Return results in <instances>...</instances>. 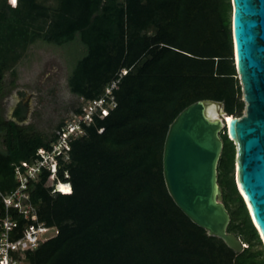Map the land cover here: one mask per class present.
<instances>
[{"label":"trees","instance_id":"1","mask_svg":"<svg viewBox=\"0 0 264 264\" xmlns=\"http://www.w3.org/2000/svg\"><path fill=\"white\" fill-rule=\"evenodd\" d=\"M0 0V191L15 187L14 166L32 164L55 133L2 116L1 98L15 87V66L41 41L78 45L68 91L114 106L81 124L56 174L40 168L27 183L37 220L55 229L27 264H264V248L233 181L234 144L220 132L216 182L229 221L245 244L234 252L207 235L174 204L161 173L168 124L199 99L244 107L232 58L230 0ZM5 76L7 79L5 80ZM80 105V104H79ZM79 112V106L72 108ZM12 116L21 121L23 110ZM62 124L59 121L55 128ZM66 175V176H65ZM70 192L49 193L52 181ZM0 213L3 207L0 203ZM19 230L25 222L12 213Z\"/></svg>","mask_w":264,"mask_h":264},{"label":"water","instance_id":"2","mask_svg":"<svg viewBox=\"0 0 264 264\" xmlns=\"http://www.w3.org/2000/svg\"><path fill=\"white\" fill-rule=\"evenodd\" d=\"M230 6L232 58L243 112L226 114L222 102L212 99L182 108L165 133L161 173L168 195L186 217L240 252L245 244L226 231L229 216L216 182V164L219 133L225 132L234 144L236 190L264 248V0H230Z\"/></svg>","mask_w":264,"mask_h":264},{"label":"built area","instance_id":"3","mask_svg":"<svg viewBox=\"0 0 264 264\" xmlns=\"http://www.w3.org/2000/svg\"><path fill=\"white\" fill-rule=\"evenodd\" d=\"M6 2L9 4V0ZM113 86L114 82H111L104 88V93L96 99L80 98L79 112H73L72 117L64 120L55 130L56 139L51 143L50 149L38 148L36 153L39 158L34 163L20 162V165L14 166L15 187L8 192L0 191V203L3 207V213H0V264H27L24 252L35 249L41 242L51 237L44 236L52 227H47L37 220L35 208L28 198L27 183L36 179L40 168L46 169L51 179L55 177L56 158L62 156L61 158L66 159L68 140L83 133L81 124H88L92 116H104L108 108L114 106L112 101L105 100ZM66 184L70 188L68 182L52 181L48 185V191L50 194L69 193L70 191L62 192L58 188L59 185ZM10 211L20 215L25 221L19 230Z\"/></svg>","mask_w":264,"mask_h":264},{"label":"rangeland","instance_id":"4","mask_svg":"<svg viewBox=\"0 0 264 264\" xmlns=\"http://www.w3.org/2000/svg\"><path fill=\"white\" fill-rule=\"evenodd\" d=\"M75 47L78 50V45L55 46L35 41L28 46L25 55L15 66L16 86L12 91L16 89L26 94L25 99L30 108L23 123L47 137L55 133L59 121L64 122L72 117V108L78 107L81 102L66 86V77L77 55ZM12 93V98L16 99L18 96ZM6 100L1 102L2 105L6 104ZM242 112L243 109L240 115ZM54 233L55 229L51 228L44 236H52Z\"/></svg>","mask_w":264,"mask_h":264},{"label":"flooded vegetation","instance_id":"5","mask_svg":"<svg viewBox=\"0 0 264 264\" xmlns=\"http://www.w3.org/2000/svg\"><path fill=\"white\" fill-rule=\"evenodd\" d=\"M14 88L15 87H13L10 91H8L6 93L7 95L5 94L4 96H2L1 102L5 101L6 97L8 100H6L5 105L4 104L2 105V103H1V107H2L1 113H2V116L5 117L6 119L11 120V118H13L16 121V123L26 125L23 122L26 120L27 115L30 111L28 100L25 99L26 94H23V93L17 91L16 89H15V91H12ZM11 91L14 92L15 95L18 96L16 99L12 98L14 95L12 96L13 93ZM17 109L23 110L24 118L21 121H17L12 116L13 112Z\"/></svg>","mask_w":264,"mask_h":264},{"label":"snow or ice","instance_id":"6","mask_svg":"<svg viewBox=\"0 0 264 264\" xmlns=\"http://www.w3.org/2000/svg\"><path fill=\"white\" fill-rule=\"evenodd\" d=\"M12 3L15 4V3H16V0H12ZM60 190H61L62 192H69L71 189L68 188V187H64V186H62Z\"/></svg>","mask_w":264,"mask_h":264},{"label":"bare ground","instance_id":"7","mask_svg":"<svg viewBox=\"0 0 264 264\" xmlns=\"http://www.w3.org/2000/svg\"><path fill=\"white\" fill-rule=\"evenodd\" d=\"M9 3L12 4V0H9ZM227 117H229V116H227ZM227 117H226V119H227ZM62 186H64V187H68V185L66 184V185H59L58 188L61 189Z\"/></svg>","mask_w":264,"mask_h":264}]
</instances>
